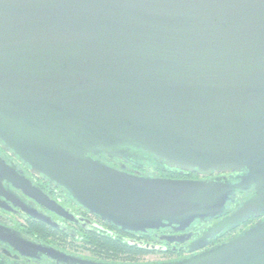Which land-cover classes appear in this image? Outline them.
Returning <instances> with one entry per match:
<instances>
[{"label": "water", "instance_id": "obj_1", "mask_svg": "<svg viewBox=\"0 0 264 264\" xmlns=\"http://www.w3.org/2000/svg\"><path fill=\"white\" fill-rule=\"evenodd\" d=\"M0 143L120 232H184L253 188L188 258L153 264H264V0H0ZM135 154L244 175L143 177L95 159ZM0 173L56 210L1 158Z\"/></svg>", "mask_w": 264, "mask_h": 264}, {"label": "flooded vegetation", "instance_id": "obj_2", "mask_svg": "<svg viewBox=\"0 0 264 264\" xmlns=\"http://www.w3.org/2000/svg\"><path fill=\"white\" fill-rule=\"evenodd\" d=\"M0 158L8 169L19 178H24L34 189L52 201L50 209L30 195L0 177V233L11 235L19 244L0 240V264H125L124 256L112 260L95 247L97 238H114L125 243V235L133 239H147L152 249L163 256L157 262L172 263L188 258L185 249L191 242L201 238L210 228L227 217L253 193V188L245 192L236 191L225 205L223 214L214 219L195 221L184 232L172 228L149 230L145 233L120 232L111 230L97 216L90 214L68 195L67 191L50 182L42 174H35L31 168L19 160L11 151H4L0 143ZM95 159L107 166L129 174L169 179L208 180L219 178L228 184L238 183L244 172L211 174L209 177L198 173H187L160 166L154 161L146 162L142 154H135L130 160L101 155ZM178 174L182 177H176ZM3 175L0 173V176ZM252 217L240 227L223 236L218 233L208 239L206 249L226 242L232 235L240 233L249 225L261 220ZM163 236H173L186 241L168 242L159 240ZM55 255L56 258L50 256Z\"/></svg>", "mask_w": 264, "mask_h": 264}, {"label": "trees", "instance_id": "obj_3", "mask_svg": "<svg viewBox=\"0 0 264 264\" xmlns=\"http://www.w3.org/2000/svg\"><path fill=\"white\" fill-rule=\"evenodd\" d=\"M176 177H182L178 174ZM104 225L109 226L111 230H116L112 225L104 223ZM134 237L130 236L129 238L125 235V243L121 240H116L114 238H97L95 239V247L98 251L103 252L110 258H117L119 256H124L125 260L132 261L137 257L148 253H154L152 246L148 243L149 240L143 239H133Z\"/></svg>", "mask_w": 264, "mask_h": 264}, {"label": "rangeland", "instance_id": "obj_4", "mask_svg": "<svg viewBox=\"0 0 264 264\" xmlns=\"http://www.w3.org/2000/svg\"><path fill=\"white\" fill-rule=\"evenodd\" d=\"M121 257L123 256L121 255L117 258H111V259L116 260ZM161 259H163V256L160 255L158 252H154V253H148L140 257H137L136 259H133L132 261L125 260V264H145V263L157 262V261H160Z\"/></svg>", "mask_w": 264, "mask_h": 264}]
</instances>
